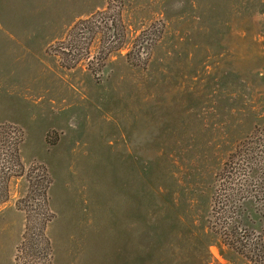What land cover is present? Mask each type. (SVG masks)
I'll return each instance as SVG.
<instances>
[{
	"label": "rangeland",
	"instance_id": "1",
	"mask_svg": "<svg viewBox=\"0 0 264 264\" xmlns=\"http://www.w3.org/2000/svg\"><path fill=\"white\" fill-rule=\"evenodd\" d=\"M2 194L0 264H264V0H0Z\"/></svg>",
	"mask_w": 264,
	"mask_h": 264
},
{
	"label": "trees",
	"instance_id": "2",
	"mask_svg": "<svg viewBox=\"0 0 264 264\" xmlns=\"http://www.w3.org/2000/svg\"><path fill=\"white\" fill-rule=\"evenodd\" d=\"M76 42L74 41L73 44L71 45V49H73V47L75 48ZM15 147V153L14 156L16 157L18 163L21 162L20 158H19V154H18V146L16 143ZM242 151H238L237 153H240ZM238 156V154H235ZM233 160V161H232ZM237 161V162H236ZM20 164V163H19ZM241 173H240V165L238 160L234 161V155H232V159L230 161V163H227V166L224 168V170L221 173V181H220V185H219V192H217L216 198H215V202H214V207H213V213L215 215H217L216 220L221 222V227L222 228H226L225 225L228 224L227 221V217H229L228 215V206L230 205H234V203H236V201H239L240 198H242V196H239V190L241 189V179H240ZM5 181H7V179H5ZM3 187L7 188V182H5V184L3 185ZM240 197V198H239ZM8 198L7 195H3L0 198V203L6 201ZM43 210V209H41ZM50 220L49 214L46 212L41 211L40 213V222H39V231L38 234L36 235L37 237V243H39L40 246H38L37 248L35 247L36 252L37 249H40L39 252L44 251V246H46V244L48 243V240L46 238L45 235V231H46V227H47V223ZM224 222H223V221ZM219 224V223H218ZM214 227V225H213ZM29 228L27 226V231L25 233L26 236H30V234L28 233ZM222 231V234L225 236V238L228 241H231L232 244H236L237 241H234V235H232V233L229 231ZM35 235V233H34ZM33 235V236H34ZM46 250V248H45ZM248 257V256H247Z\"/></svg>",
	"mask_w": 264,
	"mask_h": 264
}]
</instances>
